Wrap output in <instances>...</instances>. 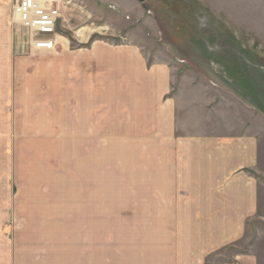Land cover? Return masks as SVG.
I'll return each instance as SVG.
<instances>
[{
	"label": "crops",
	"instance_id": "0c3cea01",
	"mask_svg": "<svg viewBox=\"0 0 264 264\" xmlns=\"http://www.w3.org/2000/svg\"><path fill=\"white\" fill-rule=\"evenodd\" d=\"M89 1L78 3L88 7ZM91 4L98 17L114 22L137 8V0ZM104 27L105 34L121 32ZM55 40L65 56L72 54V62L62 59L56 65L63 80L72 74L67 80L72 86L58 84L57 89L58 99L71 94L77 106L71 117L78 152L72 159L80 187L72 191L73 204L59 199L57 204L9 205V224L0 221V264H262L241 243L250 221L264 225L253 220L264 212V186L256 176L255 103L263 114L264 106L253 89L243 87L249 100L236 91H219L225 84L241 88L248 82L252 88L247 68L231 70L213 62L207 50L185 46L188 56L181 54L186 59L178 63L199 76L191 78L178 75L177 66L166 61L150 63L137 41L88 36L72 49L69 38L56 33ZM98 100L108 103L104 115L98 114ZM110 102L131 105L132 114L119 117L121 132H130L123 139L112 137L101 123L118 117L110 115ZM112 150H121L114 158L122 165L124 184L92 187L97 159L107 158L97 152Z\"/></svg>",
	"mask_w": 264,
	"mask_h": 264
},
{
	"label": "rangeland",
	"instance_id": "374dc122",
	"mask_svg": "<svg viewBox=\"0 0 264 264\" xmlns=\"http://www.w3.org/2000/svg\"><path fill=\"white\" fill-rule=\"evenodd\" d=\"M162 1L167 3L166 0ZM197 1L264 67V0ZM91 2L88 7H82L78 0H66L61 8L63 19L59 23L57 33L70 39L72 49L77 46V39L83 41L88 36L90 40L97 38L118 42L124 39L125 42L133 40L144 47V54L150 63L153 60L166 61L172 66H177L174 70L178 75L199 77L186 65L179 66L178 61L183 58L182 56L180 58V55L188 56L185 48L187 45L182 43L187 36L180 32L179 21L173 25L168 16L158 17L148 4L137 0L135 10L129 8V12H122L124 15L121 19L117 18L114 22L108 17H98L100 12H93L94 5ZM108 6L118 9L117 5ZM81 7L85 9L81 11ZM104 26L121 32L111 35L112 31L109 30V34H105ZM11 30L8 5L0 1V221H4V225L9 224L11 214L9 211L6 212L9 205H40L46 200H53L57 204L59 199H63L67 204H73L72 191L80 187L79 182L74 179L72 159L74 152H78L77 148H73L71 117L74 107L77 106L72 101L71 94L67 100L58 99L57 89L58 84L60 88L72 86L67 82L68 79H72V74L67 76V80H63L61 70L56 67L58 64L61 65L62 59L65 63L72 62V54L69 52L65 56L61 44H57L52 50L31 51L27 48L26 42H19L21 40L12 36ZM19 32L20 36H16L27 39L25 31ZM125 35L129 36L126 38ZM231 87L236 88L234 85ZM243 87L252 91L247 82L243 84L242 89L238 87L242 93L236 92L246 97L242 99L249 100L250 98L243 92ZM215 91L217 92L216 88L211 92ZM219 91L230 95L228 93L232 90L222 86V90ZM199 92L198 95H204L203 91ZM250 101L255 103L252 99ZM98 102L101 103L100 100ZM107 104L98 103V106L100 105L98 114H105ZM110 104L114 107L110 115L118 117L110 118V121L105 123L103 119L101 123L107 126L105 128L112 137L117 136L120 139L129 136L130 132H121L119 117L121 113L126 112L131 115V105L123 103L125 106L123 108L122 103ZM255 105L260 150L256 176L261 186H264V114L256 103ZM57 112L64 114L65 117H58ZM120 151L112 150L102 154L100 151L97 152V156L107 155V158L97 159L95 182L92 187L115 189L124 184L122 165L118 163L120 160L114 158L121 154ZM134 183L132 187H136ZM259 215L262 218L253 220H261L264 223V212L263 214L260 212ZM252 222H249L251 225L241 245L245 252L256 253L260 262L264 264V225H255ZM17 226L22 227L19 224ZM224 253L229 257L231 250ZM226 260L228 259L225 258Z\"/></svg>",
	"mask_w": 264,
	"mask_h": 264
},
{
	"label": "flooded vegetation",
	"instance_id": "af4514ba",
	"mask_svg": "<svg viewBox=\"0 0 264 264\" xmlns=\"http://www.w3.org/2000/svg\"><path fill=\"white\" fill-rule=\"evenodd\" d=\"M146 0L152 10L160 17L168 16V20L180 22L179 30L188 41V47H199L207 50L213 57L216 64L230 65L231 70L237 67H246L249 75L252 76L253 90L258 102L264 106V67L258 63L252 54L244 48H238L235 40L225 31L220 22L212 17L205 8L196 0ZM176 25V24H175ZM182 43H185L182 42ZM261 65L260 67H258ZM261 67L263 69H261Z\"/></svg>",
	"mask_w": 264,
	"mask_h": 264
},
{
	"label": "built area",
	"instance_id": "2783aa9c",
	"mask_svg": "<svg viewBox=\"0 0 264 264\" xmlns=\"http://www.w3.org/2000/svg\"><path fill=\"white\" fill-rule=\"evenodd\" d=\"M7 3L10 12L12 36L26 42L27 48L52 50L55 35L63 19L61 8L66 0H0ZM25 31L27 39L20 36ZM18 35V36H16Z\"/></svg>",
	"mask_w": 264,
	"mask_h": 264
},
{
	"label": "bare ground",
	"instance_id": "6f19581e",
	"mask_svg": "<svg viewBox=\"0 0 264 264\" xmlns=\"http://www.w3.org/2000/svg\"><path fill=\"white\" fill-rule=\"evenodd\" d=\"M196 53H197V52H196ZM183 58L185 59V57H183ZM221 72H222V71H221ZM225 85H226V87L230 88L232 91L240 92V91H239L240 89H239V88H238L239 90L237 89V87H240V86H238V85H236V86L234 85V86L236 87L235 89H233V88L230 87V86H233V85H230V86H229L228 84H225ZM240 93H241V92H240ZM242 96H243V95H242ZM243 97H244V96H243ZM244 98H246V97H244Z\"/></svg>",
	"mask_w": 264,
	"mask_h": 264
},
{
	"label": "water",
	"instance_id": "95a60500",
	"mask_svg": "<svg viewBox=\"0 0 264 264\" xmlns=\"http://www.w3.org/2000/svg\"><path fill=\"white\" fill-rule=\"evenodd\" d=\"M140 2H144V1H146V0H139Z\"/></svg>",
	"mask_w": 264,
	"mask_h": 264
}]
</instances>
